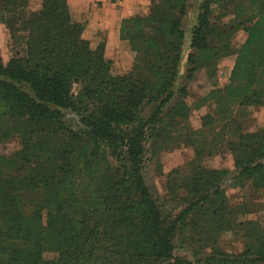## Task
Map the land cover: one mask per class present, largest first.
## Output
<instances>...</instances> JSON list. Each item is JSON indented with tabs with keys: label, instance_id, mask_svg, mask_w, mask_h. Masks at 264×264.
<instances>
[{
	"label": "trees",
	"instance_id": "1",
	"mask_svg": "<svg viewBox=\"0 0 264 264\" xmlns=\"http://www.w3.org/2000/svg\"><path fill=\"white\" fill-rule=\"evenodd\" d=\"M28 1L0 0V23L12 39L25 32L27 49L8 62L0 56V142L13 132L22 136L21 150L0 154V264H168L175 236L185 229L202 234L208 222L214 232L244 228L251 246L241 254L216 250L201 264H264V220L237 223L245 206L231 207L225 197L229 170L203 166L226 140L233 186L252 182L264 192V128L244 133L238 123L224 124L209 142L187 133L184 142L195 146L189 174L169 184L167 196H155L143 173L146 141L180 143L184 134L172 124L192 111L213 103L218 118L232 105L264 108V0H242L234 24L221 28L212 17L235 0H198L190 32V0H151L147 14L120 28L121 39L143 54L146 76L115 75L104 46L92 48L83 37L67 0H42L39 12L20 16ZM239 29L248 36L233 51L229 37ZM185 46L187 82L236 53L229 82L194 107L186 102L187 84L176 90ZM67 110L80 117V129L66 126ZM212 114L203 129L214 123ZM180 189L185 195L177 196L181 209L173 217L163 206ZM31 194L38 195L32 202Z\"/></svg>",
	"mask_w": 264,
	"mask_h": 264
},
{
	"label": "rangeland",
	"instance_id": "2",
	"mask_svg": "<svg viewBox=\"0 0 264 264\" xmlns=\"http://www.w3.org/2000/svg\"><path fill=\"white\" fill-rule=\"evenodd\" d=\"M242 0H235L231 5L227 6L224 10H216L212 21L217 23V26L230 27L236 21V6ZM42 0H29L28 5L20 11V16H30L39 12L41 9ZM192 5L191 11L185 19V26L188 32L191 31L196 21L195 9L198 6V0H190ZM233 32V30H232ZM8 34V33H7ZM8 43L3 47L5 53L11 48L12 40L10 35ZM247 33L242 30H236L230 38L233 51L237 50L247 39ZM13 39L18 40L19 55L25 57L27 54L26 49V33L18 30ZM125 45L135 53L134 60L130 64H115L113 61V73L115 75H129L136 76V73H140L146 76L145 59L142 53L133 49L130 41L123 40ZM188 41V40H187ZM188 45V42H187ZM189 52L187 46L184 50V60L180 65V79L178 80L177 87H181L185 84L188 86V96L186 102L189 106L194 107L203 97H205L212 89L223 88L228 82L232 69L235 64L236 53L233 52L222 58L215 66L211 68L201 67L194 79L187 82L185 73L188 70L186 56ZM140 53V55H139ZM7 62V60H5ZM215 71L212 76L211 72ZM179 96V95H178ZM180 97V96H179ZM177 99V96L176 98ZM176 101V100H175ZM172 102V105L174 102ZM151 109L147 108L148 113ZM214 112V104L209 103L206 106L198 110L192 111L188 120L180 122L179 124H172V131L178 130L179 133H183L182 141L179 143L175 137L164 139V143L160 140H147L145 143V158L143 173L146 179V183L151 191L158 198L162 195H166L168 185L180 179V182L189 174L188 163L195 153V146L189 145L184 142V138L187 133L194 131L200 133L194 136L197 141L206 140L209 142L211 138L216 134H219L224 124L228 128H231L238 123L244 133H252L264 128V108L258 106L241 107L239 105L230 106L227 115L225 117H218ZM211 113L214 115L215 121L213 124L203 129V117ZM216 116V117H215ZM209 119H206L208 121ZM65 124L69 129L78 130L82 127L80 117L67 110L64 118ZM234 121V122H233ZM177 122V121H176ZM183 143V144H182ZM226 140L223 141V146L213 148L212 151H220L218 154L212 157L206 158L203 161V166L207 169H214L220 171L221 169L229 170L230 174L224 179L222 184L225 197L231 207L238 208L239 206H245L240 210L235 220L237 223H244L249 220L263 221L264 220V192L262 190H256L252 182H248L242 187L233 186L234 170V157L228 150ZM22 149V136L20 132H13L10 137L0 142V154H5L12 157L17 151ZM84 181H79L77 189L82 191L85 187ZM185 191L180 189L174 191V194L168 198L167 203L163 206L167 213H170L173 217L180 211L181 206L177 203V196H184ZM167 196V195H166ZM38 195H29L27 201H33ZM161 201V199H160ZM163 203V201H161ZM43 223H46V211H43ZM208 228V229H207ZM214 224L208 222L204 227V233L196 234V231L185 229L183 232L178 233L174 238V252L173 258L168 264H201L199 259H205L207 255L212 252L219 251L226 254H241L250 245L251 239L244 236L245 230L231 228L223 229L218 232H214ZM251 246V245H250ZM198 254V256H196ZM53 254L47 253V257H51ZM167 264V263H166Z\"/></svg>",
	"mask_w": 264,
	"mask_h": 264
},
{
	"label": "crops",
	"instance_id": "3",
	"mask_svg": "<svg viewBox=\"0 0 264 264\" xmlns=\"http://www.w3.org/2000/svg\"><path fill=\"white\" fill-rule=\"evenodd\" d=\"M72 17L84 25L83 37L90 42L92 48L101 45L105 48V55L115 64H130L135 53L131 51L121 39L120 28L124 20L139 14H147L151 0H67ZM12 40L11 48L7 53L3 47ZM17 40L6 26L0 23V56L7 62L20 49Z\"/></svg>",
	"mask_w": 264,
	"mask_h": 264
}]
</instances>
